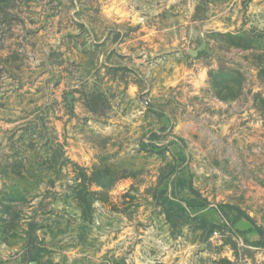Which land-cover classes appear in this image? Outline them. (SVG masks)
I'll list each match as a JSON object with an SVG mask.
<instances>
[{
	"label": "rangeland",
	"instance_id": "1",
	"mask_svg": "<svg viewBox=\"0 0 264 264\" xmlns=\"http://www.w3.org/2000/svg\"><path fill=\"white\" fill-rule=\"evenodd\" d=\"M0 264H264V0H0Z\"/></svg>",
	"mask_w": 264,
	"mask_h": 264
},
{
	"label": "water",
	"instance_id": "2",
	"mask_svg": "<svg viewBox=\"0 0 264 264\" xmlns=\"http://www.w3.org/2000/svg\"><path fill=\"white\" fill-rule=\"evenodd\" d=\"M190 54H191L192 56H194V55H196V51H192V52H190Z\"/></svg>",
	"mask_w": 264,
	"mask_h": 264
}]
</instances>
